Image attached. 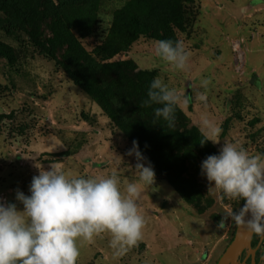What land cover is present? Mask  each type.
<instances>
[{
  "label": "rangeland",
  "instance_id": "obj_1",
  "mask_svg": "<svg viewBox=\"0 0 264 264\" xmlns=\"http://www.w3.org/2000/svg\"><path fill=\"white\" fill-rule=\"evenodd\" d=\"M129 1L100 0L96 26L88 37H78L87 53L103 45L114 12ZM179 5L183 26L174 34L190 53L185 70L161 61L156 41L143 38L99 62L132 61L153 79L162 78L177 90V107L190 125L219 142L209 141L218 154L223 143L241 145L252 155L264 152V0H180ZM4 17L0 11V43L18 58L13 66L0 59V199L23 210L17 190L30 195L38 168L48 171L51 164L85 178L115 174L122 189L138 181L137 160L127 155L132 145L125 134L24 33L3 24ZM205 79L211 81L207 88L201 85ZM213 127L220 129L218 137L209 135ZM201 164L186 165V177L196 189L193 204L152 166L156 182L142 189L139 200L146 219L142 240L118 255L111 236L102 234L81 244L78 264H216L236 229L230 218L223 227L220 221L243 204L214 188ZM257 257L264 264V244Z\"/></svg>",
  "mask_w": 264,
  "mask_h": 264
},
{
  "label": "clouds",
  "instance_id": "obj_2",
  "mask_svg": "<svg viewBox=\"0 0 264 264\" xmlns=\"http://www.w3.org/2000/svg\"><path fill=\"white\" fill-rule=\"evenodd\" d=\"M156 53L179 71L186 69L190 58L180 41L158 40ZM210 83L205 79L201 85L207 88ZM147 96L145 106L161 105L154 110L155 117L171 126L175 108L181 102L177 90L156 77ZM182 102L187 105L189 100L185 97ZM219 134L218 127L209 133L211 137ZM206 141L219 143L216 139ZM127 155L137 160L139 180L128 182L123 189L115 174L85 178L65 173L56 164H51L48 171L37 167L40 171L32 178L30 195L16 192L15 199L23 210L16 203L0 199V264H78L81 244L102 234L111 236V246L118 255L137 246L146 226L139 200L142 189L155 184L156 174L150 163L145 166L137 141H133ZM201 172L225 197L244 201V206L238 212L232 210L219 226H226L230 218L264 239V153L252 155L241 145L223 143L219 154L202 162Z\"/></svg>",
  "mask_w": 264,
  "mask_h": 264
},
{
  "label": "trees",
  "instance_id": "obj_3",
  "mask_svg": "<svg viewBox=\"0 0 264 264\" xmlns=\"http://www.w3.org/2000/svg\"><path fill=\"white\" fill-rule=\"evenodd\" d=\"M179 1L130 0L114 12L107 39L93 55L78 37H88L96 26L100 0H0V11L3 24L24 33L59 66L131 145L138 142L143 156L179 196L193 204L196 189L186 177L187 162L202 163L218 152L177 106L171 126L155 117L154 110L161 105L145 106L153 81L150 73L138 70L132 61L99 62L126 52L140 38L175 42L174 30L183 26ZM17 58L14 49L0 43V59L13 66ZM260 239L253 236V249Z\"/></svg>",
  "mask_w": 264,
  "mask_h": 264
},
{
  "label": "water",
  "instance_id": "obj_4",
  "mask_svg": "<svg viewBox=\"0 0 264 264\" xmlns=\"http://www.w3.org/2000/svg\"><path fill=\"white\" fill-rule=\"evenodd\" d=\"M248 218H250V215ZM253 236L245 228L236 225L231 243L216 264H247V261H249V264H256V251L258 246L255 249L251 247ZM262 240L260 239V242ZM243 254L244 257L242 258Z\"/></svg>",
  "mask_w": 264,
  "mask_h": 264
},
{
  "label": "crops",
  "instance_id": "obj_5",
  "mask_svg": "<svg viewBox=\"0 0 264 264\" xmlns=\"http://www.w3.org/2000/svg\"><path fill=\"white\" fill-rule=\"evenodd\" d=\"M259 242H260V241H259ZM261 243H262V245H263V244H264V241L262 240V241L259 243L256 253L259 251V248L262 246Z\"/></svg>",
  "mask_w": 264,
  "mask_h": 264
},
{
  "label": "flooded vegetation",
  "instance_id": "obj_6",
  "mask_svg": "<svg viewBox=\"0 0 264 264\" xmlns=\"http://www.w3.org/2000/svg\"><path fill=\"white\" fill-rule=\"evenodd\" d=\"M263 241H264V239H263ZM261 245H262V243H261ZM257 254V253H256ZM257 259H258V257H257Z\"/></svg>",
  "mask_w": 264,
  "mask_h": 264
}]
</instances>
